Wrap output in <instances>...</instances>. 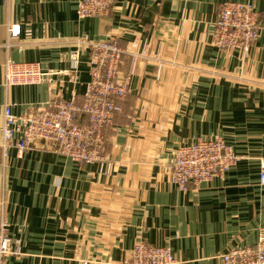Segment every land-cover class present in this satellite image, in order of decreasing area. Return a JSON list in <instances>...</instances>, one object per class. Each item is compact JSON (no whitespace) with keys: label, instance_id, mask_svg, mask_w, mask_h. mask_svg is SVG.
Here are the masks:
<instances>
[{"label":"crops","instance_id":"0c3cea01","mask_svg":"<svg viewBox=\"0 0 264 264\" xmlns=\"http://www.w3.org/2000/svg\"><path fill=\"white\" fill-rule=\"evenodd\" d=\"M78 1L0 0V143L7 102L22 114L58 95L83 97L90 52L73 67L76 39L148 45V57L106 129L102 161L80 163L36 141L3 164L0 149V215L22 253L6 264H123L140 239L171 248L178 264H223L230 249L254 245L264 227V0H115L103 18H80ZM225 1L259 11L251 49L212 42ZM8 58L41 63L49 81L6 87ZM216 137L242 159L224 177L179 189L177 147Z\"/></svg>","mask_w":264,"mask_h":264},{"label":"built area","instance_id":"2783aa9c","mask_svg":"<svg viewBox=\"0 0 264 264\" xmlns=\"http://www.w3.org/2000/svg\"><path fill=\"white\" fill-rule=\"evenodd\" d=\"M115 0H79L78 16L106 17ZM261 31L260 13L252 2L225 1L218 6L212 42L220 50L246 51L255 45ZM20 24L8 30L7 47L20 37ZM148 45L139 51L128 50L118 39L92 40L78 38L72 43L69 58L77 67L83 51L90 52V81L83 97L65 99L62 95L35 105L22 114L14 113L12 104L4 106L0 149L3 164L12 149L20 153L36 141L52 151L67 155L80 163L100 162L106 151V129L123 111V102L131 90L132 76L138 62L148 57ZM131 66L125 69L126 62ZM50 73L41 63L8 58L5 63V85H37L49 81ZM242 159L233 145L221 137L199 139L182 144L175 150L171 163L172 182L187 191L216 177H224ZM264 184V168L261 172ZM21 253L19 240L10 234L8 220L0 215V264ZM223 264H264V227L254 245L234 247L222 254ZM86 264V263H85ZM123 264H178L171 248L137 241Z\"/></svg>","mask_w":264,"mask_h":264}]
</instances>
